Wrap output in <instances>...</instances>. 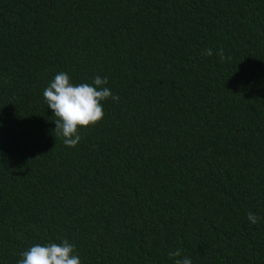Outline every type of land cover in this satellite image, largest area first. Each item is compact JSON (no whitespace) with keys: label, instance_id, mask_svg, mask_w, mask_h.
Here are the masks:
<instances>
[{"label":"trees","instance_id":"1","mask_svg":"<svg viewBox=\"0 0 264 264\" xmlns=\"http://www.w3.org/2000/svg\"><path fill=\"white\" fill-rule=\"evenodd\" d=\"M60 72L120 97L74 148ZM65 239L81 264H264V0H0V264Z\"/></svg>","mask_w":264,"mask_h":264},{"label":"clouds","instance_id":"2","mask_svg":"<svg viewBox=\"0 0 264 264\" xmlns=\"http://www.w3.org/2000/svg\"><path fill=\"white\" fill-rule=\"evenodd\" d=\"M202 54L212 56L214 53L212 49H206ZM216 55L221 62L230 59L225 56L223 49ZM107 84V77L101 78L97 75L92 84L74 85L67 73L60 72L44 89L45 103L55 117V136L62 138L66 147L74 148L80 143L82 128L93 127L103 120L102 101H119L120 97L113 95L106 87ZM247 218L251 224L258 223L257 215L252 212L247 213ZM20 255L22 259L18 264H81L79 255L75 254V245L70 244L67 239L62 243L35 244ZM168 255L174 260V264H192L190 258L182 256L181 249L169 252Z\"/></svg>","mask_w":264,"mask_h":264}]
</instances>
